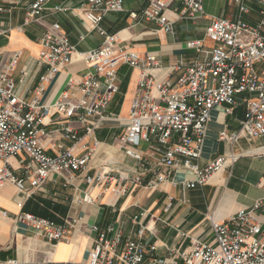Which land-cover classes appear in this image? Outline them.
<instances>
[{
  "label": "built area",
  "instance_id": "2783aa9c",
  "mask_svg": "<svg viewBox=\"0 0 264 264\" xmlns=\"http://www.w3.org/2000/svg\"><path fill=\"white\" fill-rule=\"evenodd\" d=\"M139 12L130 16L154 21L164 31H171L172 24L165 12L174 4L181 6V12L190 18H200L205 13V0H145ZM239 9L236 19L215 18L206 26V38L212 43L206 56L192 63L181 62L173 67L178 76L158 79L150 73L161 66L153 55L140 53L121 45L116 34L109 33L101 25L108 13L124 10V0H86L82 13L93 29L103 37V43L83 56L94 72L86 75L79 85L80 96L72 91L74 81L69 80L67 91L53 105H41L39 96L44 92V82L64 70L74 59L75 46L61 31L58 22L52 24L41 39L38 64L46 68L36 97L32 102L17 92L13 73L20 54L14 53L6 66L0 70V188L11 183L25 195L41 189L53 175L66 177L71 182L75 173L86 171L88 160L94 148L83 154H76L72 147L57 144L59 151L49 155L43 139L51 134L45 129L44 119L48 114L63 115L67 119L83 124L86 133H92L99 123L106 119L105 109L118 91L116 67L126 63L140 69V78L129 114V127L121 137V147L132 157L137 166L132 173L118 172L117 176L102 173L87 175L88 184L108 185L116 195L123 196L135 186L157 189L167 181L173 169L192 171L196 178L184 183L186 188L205 185L216 172L232 165L239 154L230 152L221 155L200 167L196 162L203 150L211 112L216 107L231 114L240 105L244 106V118L236 131L222 130L221 139L230 143L239 138L249 140L264 138V0H234ZM249 2L259 5V22L250 24L244 16L252 12ZM48 0H36L26 12L25 23L42 19ZM2 10V9H0ZM55 11H66L55 6ZM193 46L202 49L201 41ZM23 75H26L23 72ZM102 82L106 87L102 89ZM65 137L79 141L71 125L63 128ZM145 142L160 153L156 160L145 155L141 144ZM264 154V145L258 150ZM25 155L23 176L14 174L10 158ZM149 172L151 178L145 183L143 177ZM264 192V177L262 179ZM83 202L93 199L87 193ZM255 209H264V194L251 209H241L224 221L211 219L214 243L196 241L183 251L171 250L164 256H157V245L148 247L140 240L145 231H152L148 224L139 223L138 240H122V230L109 226L106 230L93 224L97 232L88 264H264V225L254 218ZM143 215V213H142ZM137 218V217H136ZM20 222L34 227L47 240L58 243L68 241L67 227L51 219L21 213ZM74 223L68 222L73 226ZM1 261V256H0ZM64 264V263H62Z\"/></svg>",
  "mask_w": 264,
  "mask_h": 264
},
{
  "label": "crops",
  "instance_id": "0c3cea01",
  "mask_svg": "<svg viewBox=\"0 0 264 264\" xmlns=\"http://www.w3.org/2000/svg\"><path fill=\"white\" fill-rule=\"evenodd\" d=\"M36 0H0V70L11 56L20 54L13 78L18 94L29 102L36 97V87L40 84L46 68L38 64L43 34L58 22L76 48L73 61L61 72L44 82V92L39 96L41 105H53L64 93L70 91L69 80L74 81L72 91L80 96L79 85L87 74L94 72L83 60L90 50L98 48L104 37L93 29L82 13L86 0H48L44 17L34 23H25L28 7ZM145 0H124V10L108 13L101 25L109 33L116 34L121 45L140 53L153 55L161 61V66L150 73L158 79L171 77L177 64L200 61L212 43L206 38V26L215 18L236 19L239 9L234 0H205V13L197 19L181 12L176 3L166 12L172 24L171 31H164L154 21L133 18L131 12H139ZM66 7V11H55V6ZM252 12L244 16L250 24L259 22V5L249 2ZM256 9V12H255ZM201 41L202 49L193 46ZM23 72L26 75H23ZM118 91L105 109L106 119L102 120L90 134L83 124L63 115L48 114L45 129L51 134L43 139L49 155H55L57 144L72 147L74 153L83 154L94 148L88 160L86 171L75 173L71 182L62 175H53L41 189L25 195L13 184L0 188V264H88L97 232L90 227L97 225L100 230L115 226L122 230V240H138L139 223L148 224L152 231H145L140 239L145 246L157 245L156 255L164 256L171 250L190 249L196 241L214 242L211 219L224 221L241 209H251L263 197L264 154L258 150L264 145V138L249 140L239 138L230 143L221 139L222 130L236 131L244 118V106L240 105L231 114L221 107L211 112L207 126L202 154L196 161L200 167L206 166L217 157L235 152L239 154L236 163L214 173L203 186L186 188L184 183L194 180L192 171L173 169L167 181L157 189L135 186L123 196L114 195L108 185L88 184L87 175L98 176L118 172L132 173L137 162L121 147V137L129 127V114L140 78V69L126 63L116 67ZM106 87L102 82V89ZM71 125L79 136L75 142L65 137L63 128ZM140 150L151 160L160 153L143 142ZM26 156L10 158L14 174L23 176ZM3 162L0 160V165ZM152 176L143 177L146 183ZM93 202L82 201L85 194ZM21 213L51 219L67 227L68 241L51 242L31 225L20 222ZM143 213V215H142ZM254 218L264 225V209H255ZM137 217V218H136ZM68 222L74 223L73 226ZM149 258V257H148ZM143 263L148 264L149 259Z\"/></svg>",
  "mask_w": 264,
  "mask_h": 264
},
{
  "label": "rangeland",
  "instance_id": "374dc122",
  "mask_svg": "<svg viewBox=\"0 0 264 264\" xmlns=\"http://www.w3.org/2000/svg\"><path fill=\"white\" fill-rule=\"evenodd\" d=\"M255 12H256V9H255ZM214 243V242H213Z\"/></svg>",
  "mask_w": 264,
  "mask_h": 264
}]
</instances>
